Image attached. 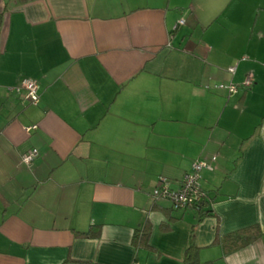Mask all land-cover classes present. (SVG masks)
<instances>
[{
	"label": "crops",
	"instance_id": "0c3cea01",
	"mask_svg": "<svg viewBox=\"0 0 264 264\" xmlns=\"http://www.w3.org/2000/svg\"><path fill=\"white\" fill-rule=\"evenodd\" d=\"M212 155L209 214L152 199ZM192 231L264 264V0H0V264H184Z\"/></svg>",
	"mask_w": 264,
	"mask_h": 264
},
{
	"label": "built area",
	"instance_id": "2783aa9c",
	"mask_svg": "<svg viewBox=\"0 0 264 264\" xmlns=\"http://www.w3.org/2000/svg\"><path fill=\"white\" fill-rule=\"evenodd\" d=\"M181 22L183 20H180ZM231 72L234 71L235 66L228 68ZM253 83L252 74H248L242 86L249 87ZM217 88H226L228 92L234 93L237 91L238 86L229 83H218L215 85ZM23 89L25 91V98L31 104H37L39 101L38 86L37 83L30 78H22L19 82L18 91ZM36 125L25 127L28 132L31 129H35ZM38 156V150L36 148H30L21 155V163L25 166H30ZM216 160V156L212 155L209 161L205 159H196L192 162L191 169L185 173L175 188L171 187V183L165 177H159L157 185L151 191V197L155 199H166L170 202L172 209L185 210V209H198L204 198H206L205 192L200 187V173L203 169H212V162Z\"/></svg>",
	"mask_w": 264,
	"mask_h": 264
},
{
	"label": "trees",
	"instance_id": "16d2710c",
	"mask_svg": "<svg viewBox=\"0 0 264 264\" xmlns=\"http://www.w3.org/2000/svg\"><path fill=\"white\" fill-rule=\"evenodd\" d=\"M206 198H204V200L202 201V204H201V206L198 208L199 210L198 211H200V213H201V215H205V214H209V210L210 209H206L205 211L204 210H202V208H203V206L205 205V203H206ZM202 211V212H201ZM193 230V229H192ZM149 231V229H148V226H147V223H145V225L144 226H142V228H140V229H137L135 232H136V235H135V233H134V238H139L138 239V244H140L141 245V240H142V237H144L145 235H146V233ZM193 232L194 231H192L191 232V234H190V236H191V241H190V244L188 245V247L186 248V252H185V259H184V264H199V261H198V258H197V248H196V246L194 245V243H193V240H192V238H193ZM245 233L244 232V230H240V231H237L236 233ZM233 234H229V235H227L226 237L228 238V239H232V236ZM226 242V241H225ZM226 248H227V243H226Z\"/></svg>",
	"mask_w": 264,
	"mask_h": 264
}]
</instances>
